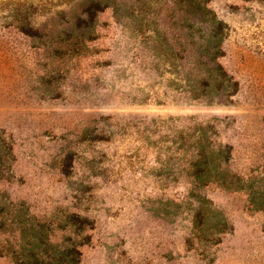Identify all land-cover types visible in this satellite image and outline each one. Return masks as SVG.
Instances as JSON below:
<instances>
[{
	"label": "rangeland",
	"instance_id": "374dc122",
	"mask_svg": "<svg viewBox=\"0 0 264 264\" xmlns=\"http://www.w3.org/2000/svg\"><path fill=\"white\" fill-rule=\"evenodd\" d=\"M75 247L264 264V0H0V264Z\"/></svg>",
	"mask_w": 264,
	"mask_h": 264
},
{
	"label": "trees",
	"instance_id": "16d2710c",
	"mask_svg": "<svg viewBox=\"0 0 264 264\" xmlns=\"http://www.w3.org/2000/svg\"><path fill=\"white\" fill-rule=\"evenodd\" d=\"M217 55H219V53H217ZM219 65H221V64H219ZM215 152H216V150L214 151V149L210 150V149H207L205 147H201L200 149H198L197 154L195 156V159L193 161L194 163H196V165L206 166L205 170L200 169V170L196 171V173H195L196 177H199V175H200V178H202V181H200V182H202L203 184L212 182L211 181L212 179H210V177H208V176L204 177L202 175V173L205 174L206 169H210V166H211V163L213 162V160L217 161V167L220 166V164L224 163L227 160V157H226L222 161V158L220 156H217V159H216V156L214 157V155H218V154H216ZM218 159H219V161H218ZM230 182H233V181H230ZM223 183L229 184V182L225 183V181H223ZM224 224L226 225V223H224ZM81 253H82L81 250L78 247H75L73 250L61 251L57 257H54L51 260L35 258L34 261H31V260L26 261V264H76L81 259V257H80Z\"/></svg>",
	"mask_w": 264,
	"mask_h": 264
}]
</instances>
